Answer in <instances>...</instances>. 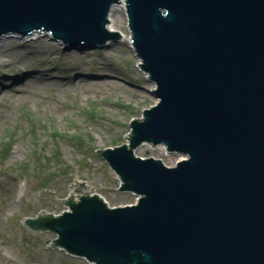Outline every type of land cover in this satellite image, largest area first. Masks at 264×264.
I'll use <instances>...</instances> for the list:
<instances>
[{
  "label": "water",
  "instance_id": "water-1",
  "mask_svg": "<svg viewBox=\"0 0 264 264\" xmlns=\"http://www.w3.org/2000/svg\"><path fill=\"white\" fill-rule=\"evenodd\" d=\"M120 0H0V37L121 40ZM131 47L158 101L128 143L95 153L138 196L110 207L75 182L68 210L27 219L93 264H264V0H125ZM180 157L136 156L141 144ZM73 198H78L74 200Z\"/></svg>",
  "mask_w": 264,
  "mask_h": 264
},
{
  "label": "rangeland",
  "instance_id": "rangeland-1",
  "mask_svg": "<svg viewBox=\"0 0 264 264\" xmlns=\"http://www.w3.org/2000/svg\"><path fill=\"white\" fill-rule=\"evenodd\" d=\"M112 20L124 37L103 46L72 47L45 35L1 41L0 264H91L51 247L54 232L34 233L25 223L66 209L59 201L69 199L75 182L89 183L110 207L138 198L117 191L121 180L96 155L128 143L129 123L158 100L138 67L126 10H114ZM133 152L168 166L178 159L149 143Z\"/></svg>",
  "mask_w": 264,
  "mask_h": 264
},
{
  "label": "bare ground",
  "instance_id": "bare-ground-1",
  "mask_svg": "<svg viewBox=\"0 0 264 264\" xmlns=\"http://www.w3.org/2000/svg\"><path fill=\"white\" fill-rule=\"evenodd\" d=\"M118 10V11H121V10H124L125 9V0H120L119 2H117V3H115L113 6H112V9H111V11H110V14H109V29L111 30V31H117V32H119L117 29H115L114 27H113V24H112V13L114 12V10ZM121 34V38L122 37H124V34L123 33H120ZM42 35H45V36H49V34L48 33H40V32H33L31 35H29V36H27V37H25L24 38V40H26V41H28V40H32V39H38L39 37H41ZM6 37H18V36H16L15 34H7V35H3L2 37H0V49L2 48V46L4 45L3 43H1V41H2V39L3 38H6ZM19 38V37H18ZM129 40H130V35H129ZM131 41V40H130ZM17 78H19V76H17ZM162 149H164L163 147H162ZM78 184V183H77ZM80 184V183H79ZM78 184V186H80ZM84 184V183H83ZM73 186H75V185H73ZM84 187L85 188H88V191H90V189L92 188L91 187V185L89 184V183H85L84 184ZM72 188H74L75 189V187H72ZM83 190H86V189H83ZM93 190V189H92Z\"/></svg>",
  "mask_w": 264,
  "mask_h": 264
}]
</instances>
